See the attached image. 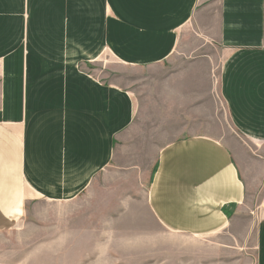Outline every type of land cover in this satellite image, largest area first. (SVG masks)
Wrapping results in <instances>:
<instances>
[{
    "label": "crops",
    "instance_id": "0c3cea01",
    "mask_svg": "<svg viewBox=\"0 0 264 264\" xmlns=\"http://www.w3.org/2000/svg\"><path fill=\"white\" fill-rule=\"evenodd\" d=\"M187 25L209 33L228 124L263 157H248L259 168L249 179L224 142L202 134L177 138L159 152L146 206L167 232L207 237L229 228L231 241L242 238L244 202L264 178V0H0V61L18 63L13 72L20 78L1 86L0 232L37 203L42 213L29 218H59L57 248L68 237L63 218H86L80 248L90 240L91 253H104L93 250L100 228L92 225L109 235L115 204L99 194L109 186L98 182L114 171L116 136L132 124L136 103L129 91L66 63L93 62L114 46L123 47V62L157 63L177 46L173 32ZM86 192L91 198L84 201ZM258 202L254 263L229 242L232 251L197 250V264H264V189Z\"/></svg>",
    "mask_w": 264,
    "mask_h": 264
},
{
    "label": "rangeland",
    "instance_id": "374dc122",
    "mask_svg": "<svg viewBox=\"0 0 264 264\" xmlns=\"http://www.w3.org/2000/svg\"><path fill=\"white\" fill-rule=\"evenodd\" d=\"M185 28L173 32L177 46L157 63L123 62L120 54H117L122 46H114V52L113 48L104 47L93 62L66 63L67 70L82 68L96 81L113 83L117 88L129 91L136 103L132 124L124 133L116 136L114 171L111 175L109 173L108 180L100 179L98 182L101 189L109 186L108 192L99 194H108L109 200L112 199L115 204L114 218H108L109 235L106 231L101 232L100 223L92 225L100 228V237L94 239L93 247L104 250V253H91L90 240L87 247L80 248L78 236L82 230L81 220L86 218H63L67 222L63 221L65 227L61 232L68 237L63 243L65 249L62 246L57 248L59 218H29L35 217L33 214L37 211L42 213V207L34 203L26 206V218L14 223L10 230L0 232V264H9L8 260L13 257L18 258L16 264H197L200 261L196 253L202 247L210 248L212 252L224 247L231 250L230 244H226L229 242L238 253L245 254L254 263L255 232L260 221V218H256L259 209L257 203L264 189V178L260 183H255L256 190L250 191L247 202H244L240 215L246 218H239L238 223V232L243 236L237 241L229 239V228L207 237L167 232L151 216L146 206L148 183L159 152L177 138L202 134L224 142L237 161L244 163L243 167L250 173L249 179L252 178V170L259 168L249 166L248 157H263L261 151L251 147L253 144L244 143L236 137L234 128L228 124L216 90L217 69L209 58V54L215 50L208 41L209 33L199 30L197 25H187ZM165 33L171 38L172 32ZM17 64L0 61V102L5 96L1 97V86L5 80L15 81L18 78L13 72ZM22 82L19 80V93L24 98ZM24 103L25 99L22 106ZM90 193L86 192L82 199L89 200ZM96 247L94 251L98 250ZM81 250L88 252H74ZM192 250L194 254L188 253ZM62 251L64 254L60 256ZM48 252L50 255L45 254Z\"/></svg>",
    "mask_w": 264,
    "mask_h": 264
}]
</instances>
